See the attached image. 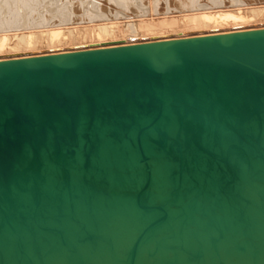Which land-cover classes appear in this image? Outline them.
<instances>
[{"label": "water", "instance_id": "95a60500", "mask_svg": "<svg viewBox=\"0 0 264 264\" xmlns=\"http://www.w3.org/2000/svg\"><path fill=\"white\" fill-rule=\"evenodd\" d=\"M263 162L264 30L0 62V246L148 206L122 192L140 165L208 221Z\"/></svg>", "mask_w": 264, "mask_h": 264}, {"label": "bare ground", "instance_id": "6f19581e", "mask_svg": "<svg viewBox=\"0 0 264 264\" xmlns=\"http://www.w3.org/2000/svg\"><path fill=\"white\" fill-rule=\"evenodd\" d=\"M80 1L57 14L45 6L51 17L42 10L28 17L22 0L0 9V62L264 30V0H166V7L152 0L146 7L142 0H119L127 13L94 4L88 8L89 1ZM174 24L179 28H168ZM162 173L140 165L122 181L124 197L142 188L148 206L136 199L121 207L113 204L111 213L87 223L89 231L82 236L67 231L66 239L53 244L37 246L28 238L5 243L0 264H264V162L251 177L244 171L237 194L225 192L215 201L206 212L208 221L190 199L170 196Z\"/></svg>", "mask_w": 264, "mask_h": 264}, {"label": "rangeland", "instance_id": "374dc122", "mask_svg": "<svg viewBox=\"0 0 264 264\" xmlns=\"http://www.w3.org/2000/svg\"><path fill=\"white\" fill-rule=\"evenodd\" d=\"M86 1L90 2L87 4L88 8H92L93 4H94V5H97L98 7L103 6L104 8H107L108 10L112 9L116 13L121 12V11H123V13H127V11H125L126 8L124 6H121V4L119 3L120 2L119 0H85V2ZM142 1H143V3L141 2V4L144 5L145 7L149 5L148 4L149 1L148 2H147V0H146V2H145V0H142ZM165 1L166 0H152L154 5L162 4ZM11 3L13 5L14 0H11L9 2L3 1L0 4V9H2V10L4 9L6 11L9 10ZM74 3L77 5L78 4L80 5L81 1L80 0H22V7L25 8L26 12L28 13V17L30 16L31 18H33V17L37 16L39 10H42V13L45 14L46 16L51 17L50 16V15H52L51 10H48L45 6L50 7V9H53L54 14H57L60 10H63V9L65 10L69 7H72ZM178 4H179V6H181L180 3H178ZM85 6H86V4H85ZM133 7L140 14V10L138 9L137 5L133 4ZM164 7H166V4L164 5ZM79 8L81 9V11L84 9V7H82V5ZM173 8H171V9H173ZM162 9L163 10L165 9V10L163 11ZM162 9H161L162 10L161 12L165 13L166 8H162ZM17 10L21 11V9H17ZM128 11L131 12L132 10H128ZM130 12H128V13L130 14ZM146 12H148V10H146ZM146 14H148V13H146ZM110 15H112V14H110ZM133 15L134 14H131V16H133ZM6 16H8V15H6ZM125 20L123 17L120 19V21H125ZM168 26H170V27H168ZM168 26L167 27L169 29L173 28L172 26H175L174 28H179V27H176L177 25H175V24L174 25H168ZM152 27L157 28V29L161 28L157 25H151L150 28H152ZM155 30L156 29H154L153 31H155Z\"/></svg>", "mask_w": 264, "mask_h": 264}]
</instances>
